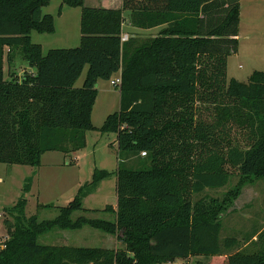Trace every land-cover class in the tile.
<instances>
[{
	"label": "trees",
	"instance_id": "obj_1",
	"mask_svg": "<svg viewBox=\"0 0 264 264\" xmlns=\"http://www.w3.org/2000/svg\"><path fill=\"white\" fill-rule=\"evenodd\" d=\"M50 1L0 0V163L38 167L46 152L85 147L97 129L98 82L119 72L120 109L99 130L117 135L121 158L116 172L96 169L53 219L28 217L26 199L6 208L0 264H163L194 256H205L204 264H264V228L243 243L221 238L222 216L241 185L223 200L194 199L234 175L264 178V72L247 82L228 78L241 0H123L121 8L63 0L81 8V44L45 55L31 33L55 32L54 16L43 12ZM126 11L132 26L160 27L158 34L122 41ZM18 48L35 72L6 78L5 60ZM128 158L139 167H128ZM114 173L117 206L104 210L114 218L73 219L85 191ZM85 225L116 235L123 247L39 242L54 228Z\"/></svg>",
	"mask_w": 264,
	"mask_h": 264
},
{
	"label": "rangeland",
	"instance_id": "obj_2",
	"mask_svg": "<svg viewBox=\"0 0 264 264\" xmlns=\"http://www.w3.org/2000/svg\"><path fill=\"white\" fill-rule=\"evenodd\" d=\"M103 0H86L85 5H99ZM116 5V0L110 2ZM43 12L55 18L54 33H31V41L40 44L46 55L56 48H75L81 44V8L63 5V0H51L43 7ZM124 34L131 35L128 16L125 15ZM157 34L156 31H152ZM133 34V33H132ZM154 33L141 32V39L150 38ZM239 49L228 59V78L238 77L247 82L246 75L254 70L264 69V0H241V21L239 33ZM8 51V48H6ZM11 62L7 58L4 63L5 76L12 74L21 78L28 72L29 65L21 49L12 52ZM28 69V70H26ZM10 72V73H9ZM88 73L84 69L76 87H82ZM115 79V76L114 78ZM120 86H114L111 80L101 79L98 82V96L94 105L92 122L97 128L86 134V145L78 151L63 153L61 151L46 152L42 165H16L0 163V243L7 237L4 224L10 218L6 208H13L20 199H26L25 208L28 217L36 215L39 220L53 219L60 213L59 207L67 205L75 198L78 190L92 179L96 169L116 172L121 158L117 135L102 133L99 129L107 117L120 109ZM127 166L138 168V160L128 158ZM242 186L239 196L229 205L222 216L223 228L221 238L235 236L243 243L264 222V178H243L238 175L230 177L228 184L220 189H207L194 196L195 200L206 198L223 200L230 190ZM27 188V189H26ZM83 210L75 212L73 219L80 216L110 220L113 215L104 211L109 205L117 206V175L102 180L95 189L86 190L83 199ZM42 204L52 205L40 208ZM43 244H67L81 247H101L118 249L123 247L116 235L103 232L85 225L80 229L53 230L39 236ZM250 247V246H249ZM205 256H194L183 264H204Z\"/></svg>",
	"mask_w": 264,
	"mask_h": 264
},
{
	"label": "crops",
	"instance_id": "obj_3",
	"mask_svg": "<svg viewBox=\"0 0 264 264\" xmlns=\"http://www.w3.org/2000/svg\"><path fill=\"white\" fill-rule=\"evenodd\" d=\"M104 2L103 3H99V5H90V6H93V7H106V8H121L122 7V4H123V0H116V5H111V3L110 2H113V0H103ZM85 3H86V0H85ZM125 15H127L128 16V20L129 21H127V22H129V25L127 26V27H130V28H132V32H131V35L129 34V33H126V34H128L129 35V38L130 37H140V33L141 32H145V31H149V32H151V33H154L153 34V36H156L157 34H158V32H159V30H160V27H156V28H152V29H142V28H139V27H135V26H132L131 25V23H130V15H131V13L129 12V11H126L125 13H124V16ZM126 20V19H125ZM125 24V23H124ZM126 25H123V34H124V27H125ZM157 30V34H155V32H152V31H156ZM133 33V34H132ZM152 36V37H153ZM138 37V38H139ZM239 49V48H238ZM238 52V51H237ZM236 52V53H237ZM236 53H234V54H236ZM30 69L28 70V69H26V70H28L29 72H35V69L34 68H31V67H29ZM255 71H263L264 72V69H261V70H254L253 72H255ZM253 72H251V73H248V75H246L247 76V78L249 79V77L253 74ZM10 73V72H9ZM24 75V74H23ZM23 77V76H22ZM21 77V78H22ZM6 78H8V77H6ZM114 78V77H113ZM117 78H121V72H119V73H117L116 75H115V79H117ZM231 78H236V79H238V77H236V76H234V77H231ZM113 80V79H112ZM239 80V79H238ZM244 82V81H243ZM120 94H121V88H120ZM98 96V95H97ZM97 99V98H96ZM46 154V153H45ZM45 154L42 156V162H43V157L45 156ZM0 182H2V177H0ZM114 208H116V207H114ZM264 228V222H263V224L259 227V228H256V229H253L254 231H256V230H258V231H260L261 229H263ZM253 231V232H254ZM252 232V233H253ZM244 238V237H243ZM253 239H257V235H255L254 237H253ZM243 241V240H242ZM251 241V240H250ZM65 245H67V244H65ZM190 258H192V257H190ZM189 258V259H190ZM189 259H186V260H189Z\"/></svg>",
	"mask_w": 264,
	"mask_h": 264
},
{
	"label": "built area",
	"instance_id": "obj_4",
	"mask_svg": "<svg viewBox=\"0 0 264 264\" xmlns=\"http://www.w3.org/2000/svg\"><path fill=\"white\" fill-rule=\"evenodd\" d=\"M128 39H129V35L128 34H122V41H127ZM121 82H122L121 78H117V79L111 80V83L114 86H120ZM142 155L145 156L146 153L143 152ZM182 261H184V260L183 259H176V260L168 261V262L163 263V264H183Z\"/></svg>",
	"mask_w": 264,
	"mask_h": 264
}]
</instances>
